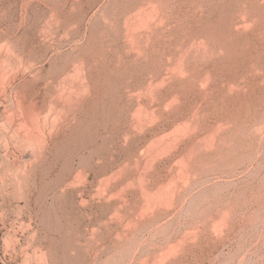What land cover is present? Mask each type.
Returning a JSON list of instances; mask_svg holds the SVG:
<instances>
[{"label": "rangeland", "instance_id": "374dc122", "mask_svg": "<svg viewBox=\"0 0 264 264\" xmlns=\"http://www.w3.org/2000/svg\"><path fill=\"white\" fill-rule=\"evenodd\" d=\"M0 264H264V0H0Z\"/></svg>", "mask_w": 264, "mask_h": 264}, {"label": "bare ground", "instance_id": "6f19581e", "mask_svg": "<svg viewBox=\"0 0 264 264\" xmlns=\"http://www.w3.org/2000/svg\"><path fill=\"white\" fill-rule=\"evenodd\" d=\"M156 4V3H155ZM201 39V38H200ZM202 40V39H201ZM206 40V39H205ZM191 42H193V41H191ZM192 45V44H191ZM190 45V46H191ZM188 46V45H187ZM16 47V46H15ZM11 49H12V47H11ZM13 50V49H12ZM15 53V52H14ZM195 53V52H194ZM201 53V52H200ZM202 53H204V52H202ZM185 54H183V56H184ZM191 55V54H190ZM195 55V54H194ZM204 55V54H203ZM180 56V55H179ZM196 57H197V55H196ZM190 58V57H189ZM183 59V58H182ZM203 59V58H202ZM180 60H181V58H180ZM178 61V60H177ZM184 61V60H183ZM188 61V60H187ZM186 62V61H185ZM185 62H184V64H185ZM170 66V65H169ZM177 66V65H176ZM179 66H180V64H179ZM182 66V65H181ZM184 66V65H183ZM174 69V68H173ZM208 72V71H207ZM182 73V72H181ZM205 76H208L207 74H205ZM210 77V76H209ZM176 97H177V95H176ZM175 97V98H176ZM177 99V98H176ZM56 104V103H55ZM61 106V105H60ZM62 106H65V105H63L62 104ZM73 107V106H72ZM69 108V107H68ZM76 108V107H75ZM86 108V107H85ZM72 109V108H71ZM73 109H74V107H73ZM88 110V109H87ZM86 111V110H85ZM75 114V113H74ZM33 123V122H32ZM34 124V123H33ZM33 126V125H32ZM63 147V146H62ZM59 150V149H58ZM62 152V151H61Z\"/></svg>", "mask_w": 264, "mask_h": 264}]
</instances>
